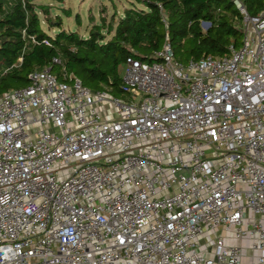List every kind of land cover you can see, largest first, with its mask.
Masks as SVG:
<instances>
[{
	"label": "built area",
	"instance_id": "1",
	"mask_svg": "<svg viewBox=\"0 0 264 264\" xmlns=\"http://www.w3.org/2000/svg\"><path fill=\"white\" fill-rule=\"evenodd\" d=\"M229 1L226 57H129L123 98L48 68L0 95V264H264V8Z\"/></svg>",
	"mask_w": 264,
	"mask_h": 264
},
{
	"label": "trees",
	"instance_id": "2",
	"mask_svg": "<svg viewBox=\"0 0 264 264\" xmlns=\"http://www.w3.org/2000/svg\"><path fill=\"white\" fill-rule=\"evenodd\" d=\"M0 2V95L28 85V76L45 68L60 80L78 79L92 91L125 97L122 74L126 59L157 61L168 44L176 60L226 57L242 43L241 15L229 0H134L115 27L94 26L87 37L47 18L36 0ZM62 3L63 0H54ZM249 16L264 8V0H241ZM37 9L46 15L41 27ZM114 19V17H113ZM202 22L209 23L203 30ZM102 25H105L103 22ZM106 30V38L101 30ZM60 60L59 64L52 62Z\"/></svg>",
	"mask_w": 264,
	"mask_h": 264
},
{
	"label": "rangeland",
	"instance_id": "3",
	"mask_svg": "<svg viewBox=\"0 0 264 264\" xmlns=\"http://www.w3.org/2000/svg\"><path fill=\"white\" fill-rule=\"evenodd\" d=\"M0 2H3L6 8L9 6L8 0H0ZM132 2L134 0H63L62 3L54 0H36L35 4L37 7L44 6L46 8L48 11L47 18L52 22L57 21L55 18L58 15L62 28L66 31H75L80 36L87 37L89 31L96 25H101L103 28L107 26L115 27L119 17L123 15L125 9L132 6ZM135 4L139 6L137 3ZM37 12L41 27L48 30L46 15L40 9H37ZM103 22L105 25H102ZM201 27L206 30L204 23L201 24ZM48 32L53 36V29H49ZM101 33L109 38L105 29H102ZM222 236L226 239L228 245H243V243L236 240L228 239L229 236L226 231H222Z\"/></svg>",
	"mask_w": 264,
	"mask_h": 264
}]
</instances>
